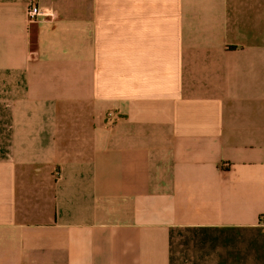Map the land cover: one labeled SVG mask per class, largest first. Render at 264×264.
I'll list each match as a JSON object with an SVG mask.
<instances>
[{
	"label": "crops",
	"instance_id": "0c3cea01",
	"mask_svg": "<svg viewBox=\"0 0 264 264\" xmlns=\"http://www.w3.org/2000/svg\"><path fill=\"white\" fill-rule=\"evenodd\" d=\"M34 1L0 0V264H264V0Z\"/></svg>",
	"mask_w": 264,
	"mask_h": 264
},
{
	"label": "built area",
	"instance_id": "2783aa9c",
	"mask_svg": "<svg viewBox=\"0 0 264 264\" xmlns=\"http://www.w3.org/2000/svg\"><path fill=\"white\" fill-rule=\"evenodd\" d=\"M27 14L30 23L36 21L38 17L54 18L56 16L55 11L51 7L39 5L35 3L34 0H31ZM113 114L114 113H109L110 116H113Z\"/></svg>",
	"mask_w": 264,
	"mask_h": 264
}]
</instances>
